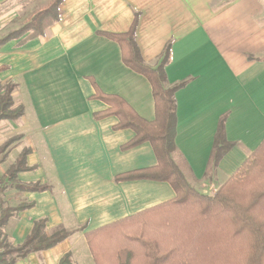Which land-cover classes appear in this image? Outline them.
I'll return each instance as SVG.
<instances>
[{"label": "crops", "instance_id": "0c3cea01", "mask_svg": "<svg viewBox=\"0 0 264 264\" xmlns=\"http://www.w3.org/2000/svg\"><path fill=\"white\" fill-rule=\"evenodd\" d=\"M35 1L0 0V32ZM59 9L43 37L0 47V83L15 85L13 103L24 111L18 121H0V207L27 206L11 213L0 246L22 245L44 220L46 236L69 235L14 264H59L65 254L73 264H116L120 244L99 247L96 239L105 234L99 232L175 193L166 182L114 180L157 160L148 142L123 148L134 133L114 129L116 116L94 117L108 109L94 98L95 86L146 121L154 119V102L147 79L125 66L119 45L105 34L126 33L136 18L135 40L150 67L170 44L166 84H183L174 94L171 157L189 186L208 194L264 139V0H62ZM222 119L232 147L214 171L210 148ZM23 152L25 169L15 182L43 191L19 192L6 177ZM88 239L96 242L98 262Z\"/></svg>", "mask_w": 264, "mask_h": 264}, {"label": "trees", "instance_id": "16d2710c", "mask_svg": "<svg viewBox=\"0 0 264 264\" xmlns=\"http://www.w3.org/2000/svg\"><path fill=\"white\" fill-rule=\"evenodd\" d=\"M61 2L62 0H53L37 11L24 26L0 37V47L10 40L22 37H43L44 32L59 21ZM135 31L136 18L126 33L105 35L119 45L125 66L138 72L149 82L154 102V119L153 121L141 119L121 98L103 94L96 86L94 98L103 101L108 109L95 114L94 117L101 119L110 115L116 116L118 123L114 129H130L134 133L132 140L123 148L127 150L148 142L157 160L156 166L119 175L115 177V181L142 179L166 182L172 187L175 197L169 202L127 219L114 229L99 232L105 233L100 235L104 240L100 237L96 239L99 247L106 240H109L110 245L119 243L122 249L116 255V264H135L133 261L134 248L143 241V236L149 233L142 223L143 219L149 217V220L156 221V219L169 217V219H180L172 221L179 222L178 225L181 227L182 224L184 226L183 235L185 237L182 240V253L172 256L173 261L179 264H264V139L232 176L223 183L214 196L198 194L186 182L171 157L175 150L176 130L174 94L183 84L174 86L166 84L164 68L169 59L170 44L164 47L158 64L150 67L141 57L135 40ZM2 69L0 68V71ZM14 89L15 85L12 83L4 84V86L0 84V121H18L23 116L22 105L13 103ZM223 123L224 119L217 126L212 148H210L208 167L214 171L222 157L232 147L223 135ZM7 145H4L3 149ZM24 157L25 152L7 171L6 177L19 192L43 191L45 189L43 186L33 184L25 186L15 182L18 171L25 169ZM26 207V205H20L15 209L0 207V238L1 229L11 213ZM183 219L184 222L181 224ZM44 227V220L35 222L30 235L26 237L22 245L18 247H12L9 244L0 246V264H14L17 259L31 252L49 250L69 235L65 230H57L50 236H46ZM175 243L174 241V248H180ZM88 245L97 260L94 249L96 242L88 239ZM168 251L170 252L169 249ZM12 254L14 256L11 257ZM165 258L166 256L162 258L158 254L153 258L149 256V264H157ZM59 264H73L70 255L65 254Z\"/></svg>", "mask_w": 264, "mask_h": 264}, {"label": "rangeland", "instance_id": "374dc122", "mask_svg": "<svg viewBox=\"0 0 264 264\" xmlns=\"http://www.w3.org/2000/svg\"><path fill=\"white\" fill-rule=\"evenodd\" d=\"M52 1L53 0H38L34 3L29 2L30 4L28 6H25L27 8L24 7V13H19L18 19L16 21H13V24L11 26H7L6 28H4L0 32V36H5L9 32L16 31L24 26L26 22L28 23L30 21V19L37 11L43 9ZM1 85L4 86V84ZM222 185L223 184H221V186ZM221 186H219L217 189H214V191H211V193L208 194L201 193L197 190L196 191L200 195L212 197L219 189H221ZM172 220L180 219H169V217L158 220L156 219V221L149 220V217L143 219L142 223H144V226L149 231V233L146 234V236H143V241L141 243H138V245L134 248L133 261L135 264H149V256L150 258H153L154 256L157 257V254L162 256V258L166 256V259L158 262L157 264H179L175 260L173 261L172 256L182 253V240L185 237L183 235L184 226L182 224L184 222V219L181 222L182 227L181 225H178L179 222H173ZM149 223H152V225L149 226ZM174 241L176 242L175 244L179 245L181 249L174 248ZM171 245H173L172 248ZM168 249L170 250V252L168 251ZM168 252L171 255L168 254ZM12 256H14V254H12L11 257Z\"/></svg>", "mask_w": 264, "mask_h": 264}, {"label": "built area", "instance_id": "2783aa9c", "mask_svg": "<svg viewBox=\"0 0 264 264\" xmlns=\"http://www.w3.org/2000/svg\"><path fill=\"white\" fill-rule=\"evenodd\" d=\"M0 216H1V213H0Z\"/></svg>", "mask_w": 264, "mask_h": 264}]
</instances>
